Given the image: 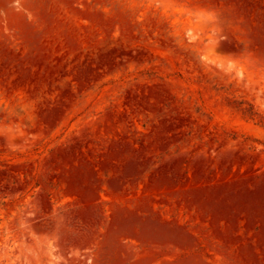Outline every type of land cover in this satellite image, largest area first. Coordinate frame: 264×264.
Segmentation results:
<instances>
[{"label":"rangeland","instance_id":"374dc122","mask_svg":"<svg viewBox=\"0 0 264 264\" xmlns=\"http://www.w3.org/2000/svg\"><path fill=\"white\" fill-rule=\"evenodd\" d=\"M0 264H264V0H0Z\"/></svg>","mask_w":264,"mask_h":264}]
</instances>
